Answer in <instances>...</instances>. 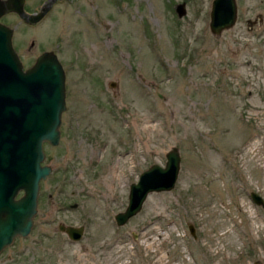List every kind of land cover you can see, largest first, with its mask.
I'll return each mask as SVG.
<instances>
[{
	"label": "rangeland",
	"instance_id": "374dc122",
	"mask_svg": "<svg viewBox=\"0 0 264 264\" xmlns=\"http://www.w3.org/2000/svg\"><path fill=\"white\" fill-rule=\"evenodd\" d=\"M235 2L218 34L211 0H59L31 24L0 17L24 67L56 53L65 104L31 229L0 264H264V165L249 151L264 150V0ZM173 146V186L116 224L129 184Z\"/></svg>",
	"mask_w": 264,
	"mask_h": 264
},
{
	"label": "water",
	"instance_id": "95a60500",
	"mask_svg": "<svg viewBox=\"0 0 264 264\" xmlns=\"http://www.w3.org/2000/svg\"><path fill=\"white\" fill-rule=\"evenodd\" d=\"M55 1L46 0L38 10L25 11L24 0H0V17L14 12L25 22L34 23ZM235 18V0H211L208 27L213 34L232 26ZM12 32L11 26L0 21V250L14 236H24L31 229L39 182L51 170L49 164H41L42 143L58 142L60 115L65 107L64 70L56 53L43 50L23 67L12 45ZM164 155L163 165L151 163L129 184L127 203L114 214L116 224L134 215L149 192L173 186L180 155L175 146ZM250 196L263 205L258 194L250 192ZM57 227L72 240L79 239L83 231L81 224L59 223ZM189 231L193 232L191 225Z\"/></svg>",
	"mask_w": 264,
	"mask_h": 264
},
{
	"label": "bare ground",
	"instance_id": "6f19581e",
	"mask_svg": "<svg viewBox=\"0 0 264 264\" xmlns=\"http://www.w3.org/2000/svg\"><path fill=\"white\" fill-rule=\"evenodd\" d=\"M260 142V141H258ZM258 142L256 144H252L251 145V149L249 150L252 154L258 150L259 152H261L260 156L258 157L257 160H260L262 161V164L264 165V150L261 149V147L259 146ZM258 144V145H257ZM154 245V240L153 239H150L147 243V247H151ZM154 262H157V263H161L162 262V257L160 255L157 256L156 259H154ZM93 264H101V262L97 261V262H94Z\"/></svg>",
	"mask_w": 264,
	"mask_h": 264
},
{
	"label": "flooded vegetation",
	"instance_id": "af4514ba",
	"mask_svg": "<svg viewBox=\"0 0 264 264\" xmlns=\"http://www.w3.org/2000/svg\"><path fill=\"white\" fill-rule=\"evenodd\" d=\"M57 1H59V0H56L53 4H55ZM53 4H52V5H53ZM24 9H25V8H24ZM6 13H9V12H6ZM6 13H4L3 15H5ZM13 13H14V12H13ZM15 14H16V13H15ZM3 15H2V16H3ZM16 15H17V14H16ZM2 16H1V17H2ZM17 16H18V15H17ZM18 17H19V16H18ZM18 22H23V23L27 24V22H25V21H24L22 18H20V17H19ZM28 24H31V23H28ZM12 34H13V33H12ZM33 60H34V59H33ZM16 237H19V236H14L13 239L16 238ZM13 239H12V241H13ZM12 241H11V242H12ZM11 242H10V243H11ZM10 243H9V244H10ZM9 244H8V245H9ZM6 246H7V245H6ZM4 247H5V246H4ZM4 247H3V248H4Z\"/></svg>",
	"mask_w": 264,
	"mask_h": 264
}]
</instances>
